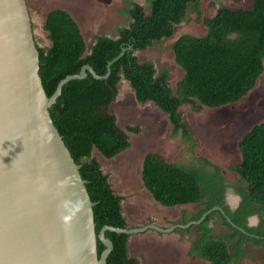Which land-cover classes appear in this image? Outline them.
Instances as JSON below:
<instances>
[{
    "label": "trees",
    "instance_id": "1",
    "mask_svg": "<svg viewBox=\"0 0 264 264\" xmlns=\"http://www.w3.org/2000/svg\"><path fill=\"white\" fill-rule=\"evenodd\" d=\"M147 2L149 12L144 5L127 0L123 11L130 22L118 29V36L96 35L90 48L73 13L53 8L44 24L50 46L46 49L38 45L40 75L48 96L54 94L62 79L79 75L85 65L103 76L96 78L87 70L85 77L69 80L50 108L96 202L98 234L104 226L128 228L121 203L124 197L115 192L109 175L93 157L98 151L104 158H114L130 147V133L140 131L137 125L126 129L120 126L111 111L122 79L129 81L138 101L159 106L174 126L173 136L181 131L184 143H191L194 150L196 144L183 122L181 105L191 103L200 110L203 106L218 108L236 103L248 97L264 77V0H224L219 6L210 2L205 9L202 0ZM190 12L196 13L207 32L203 36L186 33L173 43L176 63L184 72L174 92L168 83L169 71L158 74L153 61L140 62L135 53L155 41L173 37L177 24L192 19ZM239 150L241 160L233 169L247 187H238L206 157L170 162L163 154L150 152L143 158V184L157 203L167 208L190 203L202 207L191 219L185 214L176 224L197 222L200 234L188 255L209 264L239 263L248 254L244 246L248 241L264 246V120L244 133ZM227 188L242 197L234 210L225 202ZM216 214L228 226V233L213 234L209 222ZM253 215L261 217L258 225H249L248 218ZM106 237L114 244L106 264H141L129 255V233L107 230ZM105 248L99 239V255Z\"/></svg>",
    "mask_w": 264,
    "mask_h": 264
},
{
    "label": "rangeland",
    "instance_id": "2",
    "mask_svg": "<svg viewBox=\"0 0 264 264\" xmlns=\"http://www.w3.org/2000/svg\"><path fill=\"white\" fill-rule=\"evenodd\" d=\"M35 21V35L40 46H50L44 24L48 12L56 7L71 11L79 21L83 34L90 48L96 35L118 36V29L130 22L124 13L127 0H27ZM150 11L147 0H134ZM224 0H202L203 8L215 2L218 6ZM191 20H184L175 26L171 38L161 42L155 41L152 46L136 50L140 62L153 61L158 74L169 71L168 83L175 92L178 81L183 77V70L177 65L173 43L183 34L203 36L207 27L198 22L195 12H190ZM200 106V104H197ZM117 115L118 123L123 128L139 126L138 133H130L131 145L112 159L104 158L98 151L93 153L110 183L122 200L123 214L128 228H142L148 224L171 228L159 231L147 228L130 233L128 248L130 257L137 258L141 264H209L196 256H189L193 241L199 236L197 224L186 227L174 226L181 222L186 214L191 219L202 207L198 204H185L167 208L157 203L146 190L142 179V163L147 153L163 154L170 162L181 158L206 157L218 164L229 180L238 187H247L233 166L239 164L241 152L239 141L246 131L256 122L264 120V77L252 93L233 104L218 108L203 106L200 110L191 103L180 107L183 122L196 144L192 150L191 143H184L181 131L173 136L174 126L169 116L151 101L140 102L128 80L119 83V93L111 106ZM240 179V180H239ZM228 200L235 208L241 196L233 190L228 191ZM259 215L249 218L251 226L260 222ZM209 225L214 228V235L226 234L230 230L216 214ZM236 239L231 242L235 244ZM248 252L237 264H264V246L245 242Z\"/></svg>",
    "mask_w": 264,
    "mask_h": 264
},
{
    "label": "water",
    "instance_id": "3",
    "mask_svg": "<svg viewBox=\"0 0 264 264\" xmlns=\"http://www.w3.org/2000/svg\"><path fill=\"white\" fill-rule=\"evenodd\" d=\"M87 70L103 78L85 65L48 96L28 1L0 0V264H106L114 248L107 230H171L97 233L96 202L50 113L63 85Z\"/></svg>",
    "mask_w": 264,
    "mask_h": 264
},
{
    "label": "flooded vegetation",
    "instance_id": "4",
    "mask_svg": "<svg viewBox=\"0 0 264 264\" xmlns=\"http://www.w3.org/2000/svg\"><path fill=\"white\" fill-rule=\"evenodd\" d=\"M36 39H37V38H36ZM38 45H39V44H38ZM230 190L235 191L233 188H227V189L225 190V202H226V204H228V205L230 206V208H231L232 210H234V209H236V208L239 206L242 197H241L240 201L238 202L237 206H236L235 208H232V207H231V204L229 203L230 201L228 200V198H229V196H228V191H230ZM240 196H241V195H240ZM249 218H250V217H249ZM249 218H248V221H249ZM258 224H259V223H257V225H258ZM175 225H181V224H175ZM249 225H250V224H249Z\"/></svg>",
    "mask_w": 264,
    "mask_h": 264
}]
</instances>
